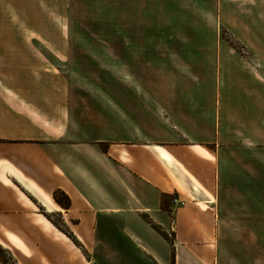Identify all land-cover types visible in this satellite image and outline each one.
<instances>
[{"label": "crops", "instance_id": "1", "mask_svg": "<svg viewBox=\"0 0 264 264\" xmlns=\"http://www.w3.org/2000/svg\"><path fill=\"white\" fill-rule=\"evenodd\" d=\"M193 1L216 52L192 31L144 34L149 0H109L126 34L116 14L88 40L7 36L0 0V245L14 264H219L242 230L264 235V52L230 46L264 44V0ZM44 49L94 70L108 58L110 83L36 84Z\"/></svg>", "mask_w": 264, "mask_h": 264}, {"label": "rangeland", "instance_id": "2", "mask_svg": "<svg viewBox=\"0 0 264 264\" xmlns=\"http://www.w3.org/2000/svg\"><path fill=\"white\" fill-rule=\"evenodd\" d=\"M192 3H194L193 0H149L148 20L146 17L147 13H144L143 18L144 34H149L151 37L158 35L183 37L196 33L197 35L204 36L205 40L203 41H206L199 45V51L216 52L218 45L216 43H209V39L207 38L215 34L214 32H207V13L205 11H191L190 5ZM6 8L5 34L7 36H71L82 37L86 40L99 36L106 37L112 34L110 26L114 25L115 20L113 19H115L116 14L118 16V34H126L124 28L127 19L126 13L111 12L109 10V0H7ZM132 14L137 17L139 13L131 12L129 14V22L132 28H134L132 23L134 21L141 23L142 18H135L134 15L131 16ZM195 15H199V18L196 19ZM210 23L211 21H209V25ZM138 30L140 33L141 29ZM222 34L229 37V39L231 37L227 31L224 32L222 30ZM53 46L58 49L61 48L58 52H62L63 46L65 47L62 44H53ZM70 46L72 47L73 45ZM88 46L92 45L89 44ZM95 46L102 48V45H93L91 50L94 51L93 48ZM169 46V44H166V48ZM180 46H183V43ZM230 46L245 55H249L254 50L264 52V44L246 45L230 43ZM104 47H106L105 51L108 53V44L104 45ZM55 51L57 50L53 52L48 49L43 50V52L47 53V62L51 63L52 66L50 67V72H47L49 73L47 77L44 80L41 78L37 79L35 81L36 84L65 86L68 84L110 83V61L108 58L101 62L100 68L94 70L91 62L89 65L84 66V61H80L79 59L67 60ZM262 60L264 64V59ZM122 79L123 82L130 81V77L123 76ZM22 82H25V80L23 79ZM74 94L77 95L78 92ZM99 94L105 95L107 93L100 92ZM49 214L61 227L50 218ZM46 215L56 226L68 234L75 244H78L76 237H71L73 234H71L68 225L63 222L60 214L48 213ZM241 233V250L236 245L238 243L235 242V239H231L228 254L220 258L219 264H263L261 260L264 259V235L256 234L253 236L248 235L249 233L246 235L244 230ZM0 247L2 249L0 250V264H14L11 252L1 245ZM61 247L60 245L57 248L61 252V255L63 252L64 254L68 252L71 257V253L66 246ZM53 264L57 263L53 262Z\"/></svg>", "mask_w": 264, "mask_h": 264}, {"label": "trees", "instance_id": "3", "mask_svg": "<svg viewBox=\"0 0 264 264\" xmlns=\"http://www.w3.org/2000/svg\"><path fill=\"white\" fill-rule=\"evenodd\" d=\"M103 148H105V146H103ZM53 196H54L56 202L58 204H60L61 206L65 207V208H69L70 207V205H71V199L67 195V193H65V191H63L62 189L55 190ZM164 200H166V196L164 197ZM49 216H50L51 219H53V221L59 227H61L60 224H58L50 214H49ZM159 230L162 231L161 229H159ZM73 236L74 235H71V237H73ZM0 250H2L1 247H0ZM173 256L175 257V251L173 252Z\"/></svg>", "mask_w": 264, "mask_h": 264}, {"label": "built area", "instance_id": "4", "mask_svg": "<svg viewBox=\"0 0 264 264\" xmlns=\"http://www.w3.org/2000/svg\"><path fill=\"white\" fill-rule=\"evenodd\" d=\"M174 202H179V198L175 197Z\"/></svg>", "mask_w": 264, "mask_h": 264}]
</instances>
